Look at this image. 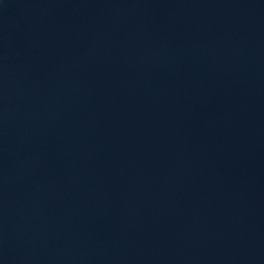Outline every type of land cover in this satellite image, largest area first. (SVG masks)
Wrapping results in <instances>:
<instances>
[{
	"label": "water",
	"instance_id": "95a60500",
	"mask_svg": "<svg viewBox=\"0 0 264 264\" xmlns=\"http://www.w3.org/2000/svg\"><path fill=\"white\" fill-rule=\"evenodd\" d=\"M0 264H264V0H0Z\"/></svg>",
	"mask_w": 264,
	"mask_h": 264
}]
</instances>
